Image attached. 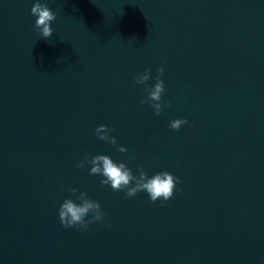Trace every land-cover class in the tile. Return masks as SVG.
I'll return each mask as SVG.
<instances>
[{"label": "water", "instance_id": "obj_1", "mask_svg": "<svg viewBox=\"0 0 264 264\" xmlns=\"http://www.w3.org/2000/svg\"><path fill=\"white\" fill-rule=\"evenodd\" d=\"M35 2L0 0V264H264V0H41L50 39ZM162 66L156 116L136 77ZM85 154L181 183L125 199ZM80 192L105 224L62 226Z\"/></svg>", "mask_w": 264, "mask_h": 264}, {"label": "clouds", "instance_id": "obj_2", "mask_svg": "<svg viewBox=\"0 0 264 264\" xmlns=\"http://www.w3.org/2000/svg\"><path fill=\"white\" fill-rule=\"evenodd\" d=\"M31 14L37 17L35 28L39 31L42 39H50L54 35L52 22L57 19L56 14L48 7L47 3L36 0L31 8ZM159 75L156 77V83L153 87H148V81L152 79V70L146 69L142 74L136 77V83L146 87L147 95L142 103L150 105L154 109V114L160 116L166 108H171V102H162L166 91L164 80L161 77L165 74L164 67L158 69ZM189 124L187 119H176L170 123V128L180 131L182 126ZM114 131L106 125L98 126L95 134L99 140L108 142L113 146L117 145V139L110 135ZM121 153H127L125 147H119ZM90 166V175L102 176L101 186H111L114 192H126L125 199H130L140 192H146L151 202L154 204L161 201V207L166 206V202L171 200L176 191V187L181 183L180 178L173 174L163 171L149 177L142 168H139V175H133L132 170L123 162L117 163L108 155H97L90 157L85 154L84 159L76 164V167L83 169ZM73 194L78 190L71 189ZM76 199H66L59 209V220L66 229L74 228L77 231L89 230L91 224L106 223V213L103 211L99 202L88 197L87 193L80 192ZM91 216V219L87 217ZM111 228V224L107 223Z\"/></svg>", "mask_w": 264, "mask_h": 264}]
</instances>
